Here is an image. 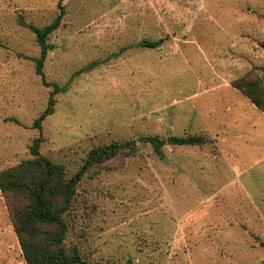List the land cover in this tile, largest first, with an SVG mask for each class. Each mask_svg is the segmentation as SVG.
Masks as SVG:
<instances>
[{"label": "rangeland", "instance_id": "374dc122", "mask_svg": "<svg viewBox=\"0 0 264 264\" xmlns=\"http://www.w3.org/2000/svg\"><path fill=\"white\" fill-rule=\"evenodd\" d=\"M59 2L0 0V170L40 135L69 176L92 148L136 139L135 155L82 179L65 214L84 264H264V111L232 85L248 73L264 85V0H62L44 71L66 90L39 129L53 86L29 26ZM192 134L209 141L163 156L140 140ZM0 264H26L1 189Z\"/></svg>", "mask_w": 264, "mask_h": 264}, {"label": "trees", "instance_id": "16d2710c", "mask_svg": "<svg viewBox=\"0 0 264 264\" xmlns=\"http://www.w3.org/2000/svg\"><path fill=\"white\" fill-rule=\"evenodd\" d=\"M59 9V14L51 23L43 27L29 26L35 32L41 47V56L36 60V71L42 76L44 84L53 86L47 109L33 123V127L39 129H42L46 117L54 112L56 95L66 90V86L48 82L44 71L48 52L55 48L48 38L61 26L66 13L62 0L59 2ZM162 41L145 39L139 45L158 47ZM95 63L90 64L87 69ZM232 85L264 111V85L260 79H252L248 73L234 79ZM43 139L42 135L34 138L30 145L32 157L0 170V189L26 264H84L86 261L80 248L77 245L68 247L65 243L69 231L65 214L71 208L77 186L90 171L102 167L108 160L135 155L138 140L113 141L92 148L83 165L69 176L64 164L55 162L41 152ZM140 140L152 143L156 153L161 156L166 144L204 145L209 141L206 136L196 134L173 135L167 139L143 136Z\"/></svg>", "mask_w": 264, "mask_h": 264}, {"label": "crops", "instance_id": "0c3cea01", "mask_svg": "<svg viewBox=\"0 0 264 264\" xmlns=\"http://www.w3.org/2000/svg\"><path fill=\"white\" fill-rule=\"evenodd\" d=\"M181 146H183V145H181Z\"/></svg>", "mask_w": 264, "mask_h": 264}]
</instances>
